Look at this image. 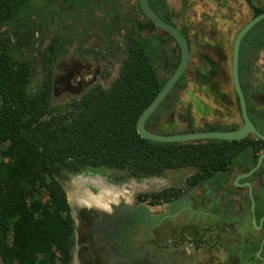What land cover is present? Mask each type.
Returning a JSON list of instances; mask_svg holds the SVG:
<instances>
[{
    "label": "trees",
    "instance_id": "trees-1",
    "mask_svg": "<svg viewBox=\"0 0 264 264\" xmlns=\"http://www.w3.org/2000/svg\"><path fill=\"white\" fill-rule=\"evenodd\" d=\"M149 1L170 23L166 0ZM247 2L256 15L264 13L251 0ZM33 16L42 17L43 10L34 9L27 0H0V264H72L76 232L72 208L59 181L64 172L106 167L146 178L192 166L206 178H216L239 165L248 147L254 146L247 140L158 143L140 137L139 118L168 81L161 82L157 63L164 62L171 76L180 61L169 50L167 39H150L157 27L149 20H133L125 41L126 57L110 88L96 87L66 107L53 108L52 64L57 48L47 55V74L36 92L31 91L33 63L19 55V46L31 36ZM145 30L152 33L149 38L143 35ZM181 84L184 78L147 127L158 126L162 119L153 118L173 108ZM155 133L161 134L159 129ZM251 156L256 163L258 157ZM225 181L227 177L218 188ZM258 205L264 206V197ZM258 212L259 223L264 207ZM227 241L214 238L218 260L262 263L256 257L261 241L239 245Z\"/></svg>",
    "mask_w": 264,
    "mask_h": 264
},
{
    "label": "flooded vegetation",
    "instance_id": "flooded-vegetation-1",
    "mask_svg": "<svg viewBox=\"0 0 264 264\" xmlns=\"http://www.w3.org/2000/svg\"><path fill=\"white\" fill-rule=\"evenodd\" d=\"M92 1H95L94 5L91 4ZM120 1L78 0V6L86 7L88 11H93L95 8L106 14L105 20L106 18L107 20L102 22L101 26L104 40L102 55H107L106 58L109 60L114 55L122 58L117 77L126 57L125 41L133 28V20L146 23L149 20L144 15L140 4L144 20L136 16H132L129 20L124 18ZM207 1L208 7L196 2L197 7L195 6L191 12L195 17L192 21L177 23L173 21V15L166 0L170 23L166 22L178 28L185 36L190 48V60L182 77L185 84L178 87L175 94L177 101L173 104V108L166 114L163 111L153 118L162 119L157 121L158 126L150 124L147 127V122L152 116L146 122L147 130L154 134L170 136L232 132L245 125L233 76L234 46L240 32L259 15H256V10L247 0H234L237 5L236 10L228 1L227 3H223V0ZM251 1L255 8L264 10V0ZM33 8L43 10L42 17H32L43 24L48 15L47 8ZM114 10L116 13H112ZM263 22L264 20L252 28L241 42L239 78L249 119L255 129L264 136ZM115 28L118 29L115 34L123 32V29L126 33L122 37L115 35L111 45L107 35H111V31ZM153 33V37H150L152 33L145 30L143 35L150 37L154 42L157 38L167 39L169 50H173L181 61V49L176 40L158 27ZM61 40L64 43L61 44ZM61 40L55 38L52 41L47 48L46 56L55 47L58 55L65 51V41ZM158 49L160 51L159 47ZM78 53L81 64L88 59L91 60V53L87 56L85 54L86 46L79 49ZM47 60L48 56L46 64ZM117 65L114 64L115 69ZM156 67L161 82L169 80L175 73L170 76L162 61H159ZM102 70L100 62L95 80ZM52 71L53 97L56 87L55 62L52 64ZM45 72L47 74L46 65ZM164 72L167 75L166 79H163ZM84 82L86 81L83 80ZM86 87L90 89L80 98L99 86L93 82L84 84L83 89ZM195 103L202 104L204 108L201 109V106L198 107L197 104L195 106ZM158 129L161 134L155 133ZM245 140L254 146L248 147L239 165L231 170L218 173L216 178H206L203 172L192 166L169 170L159 176L163 179L162 188L153 193L147 191L145 194L137 195L134 201L131 199L132 193L127 188L119 195L113 196L115 192L108 194L107 188L90 183L88 186L90 190L94 189L97 194L104 191L106 195L99 199L98 203L96 200L88 203L85 199V203L78 205L79 225H76L74 220L76 245L73 250L72 264H228L226 260H218L219 257L215 256L217 255L215 253H219L213 244L216 235L226 241L229 240L227 243L231 245L261 241L256 257L263 264L264 215L260 217L259 223L257 218L260 215L258 209L264 207L258 205L264 197V159L260 168L253 173L252 171L256 169L260 158L264 155V140L253 134L241 141ZM207 141L209 140L190 143L198 144ZM250 155L258 157L256 163H252L253 157ZM169 172L180 175L178 179H172L166 177ZM226 177L227 181L222 188H218L220 181H224ZM248 185L252 187V194ZM89 196L94 198L96 194L92 193ZM252 198L255 201L254 212ZM157 207L159 213L154 215L153 211ZM254 219H256V226L253 223ZM260 251V257H258Z\"/></svg>",
    "mask_w": 264,
    "mask_h": 264
},
{
    "label": "rangeland",
    "instance_id": "rangeland-1",
    "mask_svg": "<svg viewBox=\"0 0 264 264\" xmlns=\"http://www.w3.org/2000/svg\"><path fill=\"white\" fill-rule=\"evenodd\" d=\"M27 1L33 7L39 9L47 8L48 13L43 24L33 19V22L29 25L31 36L28 43L19 46L20 57L31 61L34 66L35 76L31 85V91L36 92L45 79L46 51L55 38L65 41V51L61 54L59 53L55 60L54 79L56 87L51 100L53 108L66 107L71 101L80 98L90 89V87L83 89L84 84L95 82L96 86L108 88L118 75V68L122 58L120 59V57L114 55V59L109 60L106 58L107 55H102L104 40L102 39L103 31L101 30V26L102 22H106L107 20V18L105 20L106 14L100 12L98 9L95 10V8L93 11H88L86 7L78 6V0H57L54 2H51V0ZM196 2L203 4L205 7L209 5L207 0H167V4L173 15V21L177 23L180 21L185 23L192 21L195 17L191 12L195 6L197 7ZM94 3L95 1H92L91 4L94 5ZM120 4L124 18L126 17L129 20L132 16H136L144 20L138 0H121ZM9 29L6 28L5 30ZM116 30L118 29L115 28L114 31H111V35H107L109 36L111 45L115 40V35L122 37L126 33L123 29V32L120 31L119 34H115ZM158 33L160 34L159 31ZM14 42L16 43V39H14ZM62 43L64 42L61 40ZM85 46V54L87 56L91 53V60L88 59L81 64L82 61L78 50ZM100 62L103 70L98 75L97 80H95ZM114 64H118L116 69L114 68ZM166 78L167 75L164 72L163 79ZM83 80L86 82L83 83ZM201 105L197 104L198 107ZM200 108L203 109L204 107L201 106ZM179 175V173L169 172L166 177L178 179ZM162 180L161 177L134 178L126 171L111 168H86L76 174L64 172L59 178L72 205V214L76 225H79L77 216L79 214L78 205H80L75 198L76 193L78 196H86V192L90 195L92 193L96 194L94 199L97 202L106 195V193H103L104 191L97 194L94 189L90 190L88 187L90 183L107 188L108 194L115 192L113 196L115 194L119 195L121 191L127 188L132 193L131 199L134 201L137 195L145 194L147 191L153 193L162 188ZM89 198L93 202V197L89 196ZM158 213L159 208L157 207L154 209L153 214L157 215Z\"/></svg>",
    "mask_w": 264,
    "mask_h": 264
},
{
    "label": "water",
    "instance_id": "water-1",
    "mask_svg": "<svg viewBox=\"0 0 264 264\" xmlns=\"http://www.w3.org/2000/svg\"><path fill=\"white\" fill-rule=\"evenodd\" d=\"M140 7L144 13V15L153 22L158 28L168 33L172 36L181 49V61L179 64L178 69L175 73L169 78L168 82L161 90V92L157 95L155 100L151 103V105L142 113L141 117L139 118L137 130L138 134L141 138L145 140H150L158 143H190L196 141H206V140H220V141H241L244 140L248 135L253 134L260 139L264 140V136L261 135L254 127L253 123L249 119L246 101L243 94V90L240 84L239 78V52H240V45L243 38L247 35V33L254 28L259 22L264 20V13L255 17L237 36L235 46H234V62H233V76L234 82L236 86V90L238 96L241 101V107L244 117L245 125L237 130L232 132H210V133H195V134H186V135H157L147 130L146 122L147 120L154 114V112L159 108V106L163 103L172 89L176 86V84L180 81V79L185 74L190 60V48L185 36L182 32L173 26L172 24L167 23L163 20L151 7L149 0H139ZM264 159V155L260 158L258 166L255 170L260 168ZM250 187V192L252 194V187ZM253 206L252 211H255V201L252 198ZM71 208L72 205L70 204ZM254 225L256 226V219L253 220ZM261 251L258 253V257H260ZM264 264V260H263Z\"/></svg>",
    "mask_w": 264,
    "mask_h": 264
},
{
    "label": "bare ground",
    "instance_id": "bare-ground-1",
    "mask_svg": "<svg viewBox=\"0 0 264 264\" xmlns=\"http://www.w3.org/2000/svg\"><path fill=\"white\" fill-rule=\"evenodd\" d=\"M76 200L78 203H83L86 199V202L90 203L91 199L89 198V194L86 193V196H78V194L76 193V196H75ZM88 200V201H87ZM93 201H95V199L93 198ZM85 203V202H84ZM98 203V202H97Z\"/></svg>",
    "mask_w": 264,
    "mask_h": 264
},
{
    "label": "crops",
    "instance_id": "crops-1",
    "mask_svg": "<svg viewBox=\"0 0 264 264\" xmlns=\"http://www.w3.org/2000/svg\"><path fill=\"white\" fill-rule=\"evenodd\" d=\"M227 1H228V3H230L231 4V6H233V8H234V10H236L237 8V5L235 4V2H234V0H223V3L225 2V3H227ZM234 2V3H233Z\"/></svg>",
    "mask_w": 264,
    "mask_h": 264
}]
</instances>
